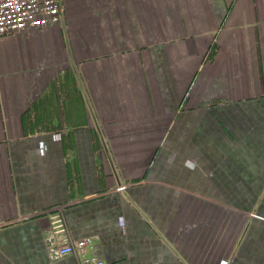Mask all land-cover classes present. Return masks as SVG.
I'll use <instances>...</instances> for the list:
<instances>
[{"label":"crops","instance_id":"crops-1","mask_svg":"<svg viewBox=\"0 0 264 264\" xmlns=\"http://www.w3.org/2000/svg\"><path fill=\"white\" fill-rule=\"evenodd\" d=\"M62 4L0 35V264H264V0Z\"/></svg>","mask_w":264,"mask_h":264},{"label":"built area","instance_id":"built-area-1","mask_svg":"<svg viewBox=\"0 0 264 264\" xmlns=\"http://www.w3.org/2000/svg\"><path fill=\"white\" fill-rule=\"evenodd\" d=\"M62 1L0 0V35L61 24ZM4 223L0 220V227ZM59 240L58 245L49 249L51 259L73 255L78 264H105L104 259L94 252L91 238L73 239L64 233Z\"/></svg>","mask_w":264,"mask_h":264}]
</instances>
